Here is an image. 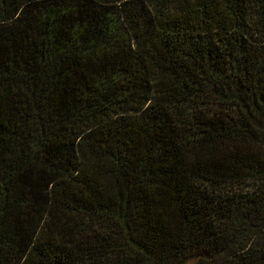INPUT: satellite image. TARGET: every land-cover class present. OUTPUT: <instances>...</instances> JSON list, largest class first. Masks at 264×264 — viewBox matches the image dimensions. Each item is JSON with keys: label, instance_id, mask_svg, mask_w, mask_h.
<instances>
[{"label": "trees", "instance_id": "16d2710c", "mask_svg": "<svg viewBox=\"0 0 264 264\" xmlns=\"http://www.w3.org/2000/svg\"><path fill=\"white\" fill-rule=\"evenodd\" d=\"M0 264H264V0H0Z\"/></svg>", "mask_w": 264, "mask_h": 264}]
</instances>
